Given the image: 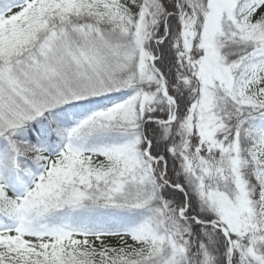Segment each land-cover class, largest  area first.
Here are the masks:
<instances>
[{"label":"snow or ice","instance_id":"1","mask_svg":"<svg viewBox=\"0 0 264 264\" xmlns=\"http://www.w3.org/2000/svg\"><path fill=\"white\" fill-rule=\"evenodd\" d=\"M0 264H264V0H0Z\"/></svg>","mask_w":264,"mask_h":264}]
</instances>
